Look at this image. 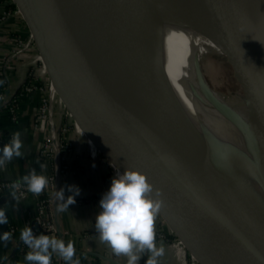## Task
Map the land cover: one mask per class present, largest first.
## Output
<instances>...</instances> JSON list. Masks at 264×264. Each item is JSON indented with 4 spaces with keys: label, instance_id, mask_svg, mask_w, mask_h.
Segmentation results:
<instances>
[{
    "label": "water",
    "instance_id": "water-1",
    "mask_svg": "<svg viewBox=\"0 0 264 264\" xmlns=\"http://www.w3.org/2000/svg\"><path fill=\"white\" fill-rule=\"evenodd\" d=\"M13 1L35 42L57 111L100 160L116 174L127 168L146 174L161 192L158 216L198 264H253L230 204L239 197L238 188L224 180L218 183L174 143L173 118L133 3ZM171 1L197 27L226 39L229 50L219 54L229 56L235 67L241 88L237 96L247 104L249 135L264 161V28L254 15L256 0ZM49 25L60 33L67 72ZM105 77L122 83L125 99L109 90ZM258 177L264 184L263 171ZM104 257L109 263L127 264Z\"/></svg>",
    "mask_w": 264,
    "mask_h": 264
},
{
    "label": "bare ground",
    "instance_id": "bare-ground-1",
    "mask_svg": "<svg viewBox=\"0 0 264 264\" xmlns=\"http://www.w3.org/2000/svg\"><path fill=\"white\" fill-rule=\"evenodd\" d=\"M126 1L136 8L140 36L155 57L159 84L173 118L175 145L190 152L218 183L224 180L238 188L239 197L230 202L231 208L255 264H264V184L258 179L264 161L249 135L247 104L238 96L228 97L243 112L235 111L199 69L205 56L229 50L226 39L197 27L171 0ZM109 7L113 9V3ZM254 15L264 28V0H256ZM49 28L67 72L60 33ZM104 82L126 98L121 82L108 77ZM249 257L253 263L250 253Z\"/></svg>",
    "mask_w": 264,
    "mask_h": 264
},
{
    "label": "crops",
    "instance_id": "crops-1",
    "mask_svg": "<svg viewBox=\"0 0 264 264\" xmlns=\"http://www.w3.org/2000/svg\"><path fill=\"white\" fill-rule=\"evenodd\" d=\"M1 4L2 2L0 1V7H2ZM17 35L26 38L28 28H26L21 16L14 14L5 22L0 23V65L3 64L4 56L14 46ZM39 59L36 48H25L21 51L20 57L14 59L8 69L4 67L6 73L0 70V81L7 78L11 93L18 97L17 119L14 121L10 119V112L7 108L1 106L0 100V128L6 132H21L24 142V147L22 148L23 156L13 158L12 161L8 162L5 168L0 170V179L22 180L23 176L27 175L32 169H35L38 174L49 170V164L37 154L42 133L33 127V122L37 115L39 92L38 90L23 92L20 87L25 70L32 64H35L36 72L44 82L43 67L39 66ZM2 87L3 83L0 84V90ZM61 117L62 115L58 112L55 116L57 124L63 120ZM69 137L73 140V147L65 154L67 162L71 166L62 173L59 187L60 190H64L65 198L73 194L68 191L69 186L78 188L80 191L79 195L75 196V200L82 198V202L70 205L66 211H59V224L68 231L63 237L66 243L68 241L74 242L75 249H78L74 259H84L83 257H85L88 250L96 249L127 263L125 256H116L106 243L100 241L99 234L95 230L96 216L102 211L100 200L103 194L109 190L111 181L117 174L100 160L93 147L88 142H85L77 132H74L71 136L69 135ZM3 145L0 142V147ZM31 205L32 201L30 198L14 199L11 197V193H8L0 200V208L5 209L8 217V223L0 225V235L8 231L9 225L16 226L15 231L11 232V240L8 242L0 240V257L15 248L18 238H20L21 230L29 223L28 214ZM62 206L63 203L60 208ZM84 231L89 234L87 237L83 236L82 233ZM161 243L165 251L164 255L159 258V264H198L195 259L190 261L182 250L174 244L164 240H157L158 246ZM28 251L30 249L26 246L25 250L18 255L17 264H27L24 257ZM149 255L147 252L142 253L139 264H145V260Z\"/></svg>",
    "mask_w": 264,
    "mask_h": 264
},
{
    "label": "clouds",
    "instance_id": "clouds-1",
    "mask_svg": "<svg viewBox=\"0 0 264 264\" xmlns=\"http://www.w3.org/2000/svg\"><path fill=\"white\" fill-rule=\"evenodd\" d=\"M23 147L22 133H13L11 140L0 147V170L13 158L22 157ZM22 182L33 195L41 194L49 183L48 177L38 174L35 169L23 176ZM20 187L21 182L11 184V197L18 199L16 190ZM68 191L73 194L67 198L63 189L57 192L58 200L63 201L59 211H66L76 203L75 196L79 195L80 190L69 186ZM160 197V190L154 189L145 173L127 168L112 179L109 190L100 200L102 211L96 216L95 230L100 241L106 243L116 256L127 258V264H139L141 254L145 252L150 254L145 264H159V258L164 255V246L162 243L157 245L155 231V221L163 207ZM7 223L5 209L0 208V225ZM11 239L12 233L9 231L0 235V240L4 242ZM20 239L30 249L24 257L27 264H52L54 254L65 264H80L78 259H74L76 249L72 241L65 244L63 239L47 234L37 235L29 226L21 230Z\"/></svg>",
    "mask_w": 264,
    "mask_h": 264
},
{
    "label": "built area",
    "instance_id": "built-area-1",
    "mask_svg": "<svg viewBox=\"0 0 264 264\" xmlns=\"http://www.w3.org/2000/svg\"><path fill=\"white\" fill-rule=\"evenodd\" d=\"M11 3H14V1L5 0L2 2V7H0V23L5 22L14 14L21 16L15 3L14 7L7 6V4ZM31 47L36 48V45L29 30L26 38L17 35L14 46L3 58V64L0 65V70H2L3 73H6L4 67L8 69L14 59L20 57L23 49ZM38 62L39 66L43 67L40 59ZM20 87L23 92L36 90L39 92L37 115L35 116L33 127L42 133L37 154L49 164V170L41 173L48 177L49 183L41 194L33 195L27 191V186L23 184L21 179H0V200L8 193H11V184L13 182H21V187L16 190L17 197L30 198L29 196H31L32 198V205L28 214L29 223L27 226L31 227L37 235L47 234L50 237L63 239L65 241L63 236L68 231L63 229L59 224V209L63 202L58 200L57 192L60 191L59 184L62 173L71 166L67 162L65 153L73 147V140L72 138L67 137V133L75 132V129L64 117H61L63 120L61 123L57 124L55 116L58 111L56 109L54 98L50 94L46 82H43L41 76L36 72L35 64L30 65L25 70ZM17 98V95L11 93L8 79L4 78L3 87L0 90L1 106L7 108L10 112V119L13 121L17 119ZM13 133L14 132L12 131H3L2 128H0V142L3 144L8 143L11 140ZM81 202L82 198L76 199L77 204H80ZM163 223V220L158 216L157 221L155 222L156 239L174 244L182 250L190 261L194 260L188 250L184 247L182 241L171 232L172 235H169L168 232L162 228ZM15 229V225L11 224L8 226V231L10 232H14ZM82 234L84 237L89 235L85 231ZM25 247L26 245L20 238H18L15 248L10 252L4 253V255L0 257V264H17V255L24 251ZM76 252H78V249ZM104 256L109 255H107L106 252L90 249L85 257H83L84 259L79 261L80 264H113L109 263ZM52 264H64V261L58 255L54 254Z\"/></svg>",
    "mask_w": 264,
    "mask_h": 264
},
{
    "label": "rangeland",
    "instance_id": "rangeland-1",
    "mask_svg": "<svg viewBox=\"0 0 264 264\" xmlns=\"http://www.w3.org/2000/svg\"><path fill=\"white\" fill-rule=\"evenodd\" d=\"M25 22V21H24ZM26 24V23H25ZM26 28L27 25H26ZM201 71L204 75V78L208 82L209 86L214 90L222 93L229 105L237 112L242 111L239 107L235 106L228 97H236L238 92L241 90L239 85L238 76L235 71V67L230 60L229 56L220 55V54H209L205 56L200 62ZM243 112V111H242ZM74 132H68L67 137L71 136ZM70 138V137H69ZM47 172V171H46ZM30 200L32 201L31 196ZM21 200L24 198L18 197ZM162 228L165 231H170L166 225L163 223ZM253 263L255 264V257L248 249Z\"/></svg>",
    "mask_w": 264,
    "mask_h": 264
},
{
    "label": "trees",
    "instance_id": "trees-1",
    "mask_svg": "<svg viewBox=\"0 0 264 264\" xmlns=\"http://www.w3.org/2000/svg\"><path fill=\"white\" fill-rule=\"evenodd\" d=\"M1 2H4L5 0H0ZM7 6H11V7H14V3H11V4H7ZM43 74H44V70H43ZM44 76V75H43ZM44 79V81H45V77L43 78ZM168 234L169 235H172L171 233H170V231H168ZM16 255V254H15ZM18 256V255H17Z\"/></svg>",
    "mask_w": 264,
    "mask_h": 264
}]
</instances>
